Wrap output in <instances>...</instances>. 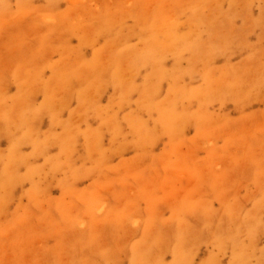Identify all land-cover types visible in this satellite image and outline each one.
Wrapping results in <instances>:
<instances>
[{"label":"rangeland","instance_id":"obj_1","mask_svg":"<svg viewBox=\"0 0 264 264\" xmlns=\"http://www.w3.org/2000/svg\"><path fill=\"white\" fill-rule=\"evenodd\" d=\"M0 264H264V0H0Z\"/></svg>","mask_w":264,"mask_h":264}]
</instances>
